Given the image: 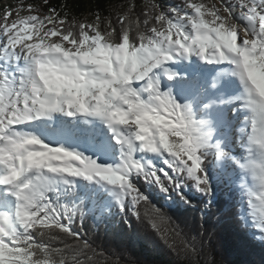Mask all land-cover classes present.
I'll return each mask as SVG.
<instances>
[{
	"label": "snow or ice",
	"instance_id": "obj_1",
	"mask_svg": "<svg viewBox=\"0 0 264 264\" xmlns=\"http://www.w3.org/2000/svg\"><path fill=\"white\" fill-rule=\"evenodd\" d=\"M135 9L0 18V264H109L75 227L89 213L198 255L158 197L219 195L264 241V0Z\"/></svg>",
	"mask_w": 264,
	"mask_h": 264
},
{
	"label": "trees",
	"instance_id": "obj_2",
	"mask_svg": "<svg viewBox=\"0 0 264 264\" xmlns=\"http://www.w3.org/2000/svg\"><path fill=\"white\" fill-rule=\"evenodd\" d=\"M6 1L13 0H0V4ZM16 1L21 3V0ZM156 2L167 9L181 6L182 0H166V4L162 0ZM23 3L38 4L45 11L49 7L56 8L61 15L68 12L69 19L87 18L89 21L97 12L102 17L111 14L115 20L116 12L124 11L129 3H135L137 14L144 7V0H49L47 5L43 0H23ZM154 202L162 207L184 238L195 244L198 255L190 258L177 255L147 221L131 218L132 227H128L120 214L111 221L98 222L89 213L83 227L79 221L75 227L103 253L97 259L107 260L109 264H264V241L259 239V233L251 235V230L244 228L232 213L221 211L224 199L219 195L208 209H204L202 200L195 198L191 207H169L160 197Z\"/></svg>",
	"mask_w": 264,
	"mask_h": 264
},
{
	"label": "rangeland",
	"instance_id": "obj_3",
	"mask_svg": "<svg viewBox=\"0 0 264 264\" xmlns=\"http://www.w3.org/2000/svg\"><path fill=\"white\" fill-rule=\"evenodd\" d=\"M164 3L163 4H166L165 1L166 0H162ZM215 2H219V0H215ZM20 4V2L16 1V0H13L12 2L10 1H6L4 2L3 4H0V18L3 17L5 11L7 9H9L10 7L12 8H15L17 7L18 5ZM26 5V4H25ZM165 6H168V5H165Z\"/></svg>",
	"mask_w": 264,
	"mask_h": 264
}]
</instances>
